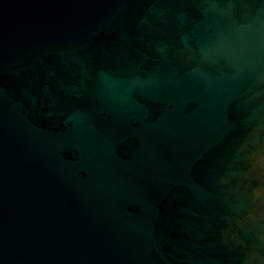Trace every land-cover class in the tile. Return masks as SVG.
Instances as JSON below:
<instances>
[{"label":"water","instance_id":"water-1","mask_svg":"<svg viewBox=\"0 0 264 264\" xmlns=\"http://www.w3.org/2000/svg\"><path fill=\"white\" fill-rule=\"evenodd\" d=\"M0 264H264V0H0Z\"/></svg>","mask_w":264,"mask_h":264}]
</instances>
